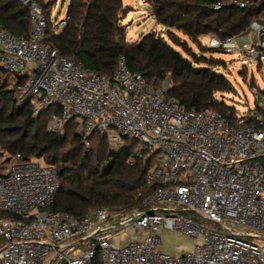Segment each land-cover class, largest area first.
Segmentation results:
<instances>
[{
    "label": "built area",
    "instance_id": "2783aa9c",
    "mask_svg": "<svg viewBox=\"0 0 264 264\" xmlns=\"http://www.w3.org/2000/svg\"><path fill=\"white\" fill-rule=\"evenodd\" d=\"M16 1L30 13V35L19 38L0 27V79L17 106H30L34 118L53 110V135H64L74 122L87 150L95 133L112 148L137 142L128 163L149 165V195L147 209L130 219L103 208L81 217L53 211L61 190L56 168L18 154L0 173L6 215L0 264H94L98 257L101 264H264L263 91L254 88L257 107L230 121L216 111L187 110L168 94L169 78L157 87L130 71L124 57L109 83L47 41L48 30L60 33L68 15L53 22L38 1ZM228 3L240 10L264 6V0ZM206 38L209 49L241 54L245 66L264 64V16L229 39ZM164 231L191 239V250L162 251Z\"/></svg>",
    "mask_w": 264,
    "mask_h": 264
},
{
    "label": "trees",
    "instance_id": "16d2710c",
    "mask_svg": "<svg viewBox=\"0 0 264 264\" xmlns=\"http://www.w3.org/2000/svg\"><path fill=\"white\" fill-rule=\"evenodd\" d=\"M36 1L50 18L51 4ZM231 1L144 0L157 24L167 29L169 41L180 46L189 57L156 33H148L137 42L128 41L122 24L126 18L123 0H71L67 26L58 34L48 30L46 39L61 54L81 62L109 83L118 61L124 57L130 71L141 72L148 82L155 81L157 87L169 78L168 94L187 110L216 111L234 121L239 111L225 97L233 91V84L225 74L216 71L225 67V61L207 58L205 53L197 55L187 42H179L174 33L181 32L193 44L202 46L203 37L214 34L222 40L229 39L264 16V6L240 10L228 3ZM216 3L228 4L214 10L212 5ZM0 27L19 38H28L31 30L28 9L16 0H0ZM258 111L264 115V108ZM52 113L50 110L34 118L30 106H17L14 92L0 79V151L14 157L20 154L22 161L44 158L56 168L61 190L51 210L81 217L95 208H103L119 219H130L147 209L144 201L149 195L145 187L149 165L141 159L134 166L128 163L137 142L126 140L112 148L103 135L95 133L91 149L87 150L74 122L67 124L64 135L48 132ZM5 216L0 212V218ZM94 264H101L99 257Z\"/></svg>",
    "mask_w": 264,
    "mask_h": 264
},
{
    "label": "rangeland",
    "instance_id": "374dc122",
    "mask_svg": "<svg viewBox=\"0 0 264 264\" xmlns=\"http://www.w3.org/2000/svg\"><path fill=\"white\" fill-rule=\"evenodd\" d=\"M70 1L44 0V3H50L52 6V9H50V19L53 22H59L66 18ZM123 2L124 9H126L124 15L126 18L122 24L126 29L128 41L137 42L148 33H156L167 40L184 57H189L180 46L173 45L169 41L167 29L157 24L152 16L149 4L145 3L144 0H123ZM174 33L178 37L179 42H187L188 48L197 53V55L205 53L207 58L213 57L225 61V67L221 66L216 71L225 74L227 79L233 84V91L230 94H225L229 105H234L239 112H246L248 109L255 107L256 100L253 95V89L264 90V64H261L259 67L255 64H253V67L245 66L248 62L241 54L237 56L235 53L222 50L211 52L203 48V46L208 48V39L206 37L201 39L202 46H198L193 44L181 32L174 31ZM13 157L6 152L0 151V173L5 172L9 168ZM118 235H122V231L118 232ZM161 238L163 245L160 249L164 252L185 254L191 250L193 245L191 239L180 233L164 231L161 233Z\"/></svg>",
    "mask_w": 264,
    "mask_h": 264
}]
</instances>
